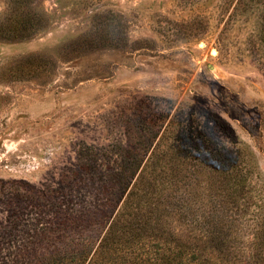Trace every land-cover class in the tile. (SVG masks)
<instances>
[{
  "label": "rangeland",
  "instance_id": "rangeland-1",
  "mask_svg": "<svg viewBox=\"0 0 264 264\" xmlns=\"http://www.w3.org/2000/svg\"><path fill=\"white\" fill-rule=\"evenodd\" d=\"M131 189L228 207V264H264V0H0V264L92 241Z\"/></svg>",
  "mask_w": 264,
  "mask_h": 264
},
{
  "label": "trees",
  "instance_id": "trees-1",
  "mask_svg": "<svg viewBox=\"0 0 264 264\" xmlns=\"http://www.w3.org/2000/svg\"><path fill=\"white\" fill-rule=\"evenodd\" d=\"M118 166L114 180H123L124 161H111ZM137 166V165H136ZM133 174V171H130ZM127 182V181H126ZM124 189V187H123ZM122 189V191H123ZM134 190L122 199L119 211L110 217L108 226L92 241L73 243L58 255L42 256L35 264H228L231 242L226 236L224 223H217V214L224 206L211 205L206 211L194 212L176 201L170 207L147 205L145 210H129ZM147 193L140 195L147 201ZM226 210L228 207H224ZM177 215L185 225L193 226L199 233V244L184 243L172 231L169 222ZM71 246V247H70ZM58 251V250H57Z\"/></svg>",
  "mask_w": 264,
  "mask_h": 264
}]
</instances>
